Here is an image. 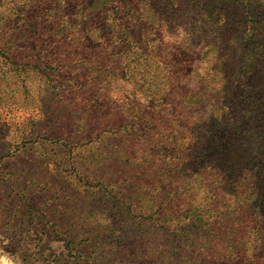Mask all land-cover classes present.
Listing matches in <instances>:
<instances>
[{"label": "trees", "instance_id": "16d2710c", "mask_svg": "<svg viewBox=\"0 0 264 264\" xmlns=\"http://www.w3.org/2000/svg\"><path fill=\"white\" fill-rule=\"evenodd\" d=\"M0 60L37 111L16 141L88 194L92 250L60 264H264V0H0Z\"/></svg>", "mask_w": 264, "mask_h": 264}, {"label": "rangeland", "instance_id": "374dc122", "mask_svg": "<svg viewBox=\"0 0 264 264\" xmlns=\"http://www.w3.org/2000/svg\"><path fill=\"white\" fill-rule=\"evenodd\" d=\"M9 92L7 62L0 60V255H6L13 264H23L26 248H30L33 254L29 256L32 264L42 263L41 256L35 254L40 249L45 250L43 259L48 258L45 264H52L53 259L60 260V264L64 260H73V256L84 257L92 250L88 247L91 232L85 227L87 215L84 205L88 194L66 175L63 166L60 168L65 154L60 146L46 144L41 148L42 151H36L30 139L16 141L17 129L26 123V118L32 120L34 116H31V112L37 111L33 112V108L21 98L19 103L10 104L7 96ZM30 147L33 148L28 149ZM12 154L18 156L15 162L8 159ZM22 169L30 178L40 179V187H35L34 193L30 195L23 189L26 185L23 182L18 188H9L10 192L7 191V178H13L12 172ZM27 198H34L40 203L32 206L34 210L31 212L40 217L35 219L37 231L24 241L20 233L25 232L23 228L26 226L21 220L15 224L12 217L23 213L21 204ZM42 216L46 217L43 221L40 220Z\"/></svg>", "mask_w": 264, "mask_h": 264}, {"label": "clouds", "instance_id": "9594fccd", "mask_svg": "<svg viewBox=\"0 0 264 264\" xmlns=\"http://www.w3.org/2000/svg\"><path fill=\"white\" fill-rule=\"evenodd\" d=\"M0 264H13V261L6 255H0Z\"/></svg>", "mask_w": 264, "mask_h": 264}]
</instances>
